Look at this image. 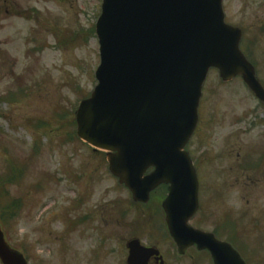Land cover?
I'll return each mask as SVG.
<instances>
[{
  "label": "rangeland",
  "instance_id": "1",
  "mask_svg": "<svg viewBox=\"0 0 264 264\" xmlns=\"http://www.w3.org/2000/svg\"><path fill=\"white\" fill-rule=\"evenodd\" d=\"M0 2V224L11 248L29 264H126V245L139 238L159 240L169 264H212L194 249L178 256L159 229L160 195L134 205L108 172L105 154L74 134L77 108L97 85L102 0ZM245 42L264 86V35L249 33ZM199 114L187 149L203 183L191 225L217 230L246 262L264 264V107L242 79L224 83L211 71ZM17 165L24 172L4 186ZM15 200L22 205L10 218Z\"/></svg>",
  "mask_w": 264,
  "mask_h": 264
},
{
  "label": "water",
  "instance_id": "2",
  "mask_svg": "<svg viewBox=\"0 0 264 264\" xmlns=\"http://www.w3.org/2000/svg\"><path fill=\"white\" fill-rule=\"evenodd\" d=\"M97 34L99 85L77 113L79 138L109 152L111 173L135 201L147 202L157 186L171 184L164 209L181 254L196 245L215 264H245L230 245L188 226L199 208L198 183L183 148L198 122L209 69L224 81L241 76L264 102V88L239 48L241 32L224 22L222 0H104ZM129 248L130 264H147L153 255L137 241ZM0 259L26 264L1 229Z\"/></svg>",
  "mask_w": 264,
  "mask_h": 264
},
{
  "label": "flooded vegetation",
  "instance_id": "3",
  "mask_svg": "<svg viewBox=\"0 0 264 264\" xmlns=\"http://www.w3.org/2000/svg\"><path fill=\"white\" fill-rule=\"evenodd\" d=\"M224 10L229 21L240 26L242 30L256 29L257 26L264 29V0H227ZM242 18L248 21L241 24L236 22V19Z\"/></svg>",
  "mask_w": 264,
  "mask_h": 264
},
{
  "label": "trees",
  "instance_id": "4",
  "mask_svg": "<svg viewBox=\"0 0 264 264\" xmlns=\"http://www.w3.org/2000/svg\"><path fill=\"white\" fill-rule=\"evenodd\" d=\"M7 212H8V214H6V215H10L9 217L10 218H12L13 216H14V214H15V212H14V207L13 206H8V208H7V210H6ZM3 213H4V211H3ZM5 214V213H4ZM1 215V214H0Z\"/></svg>",
  "mask_w": 264,
  "mask_h": 264
}]
</instances>
